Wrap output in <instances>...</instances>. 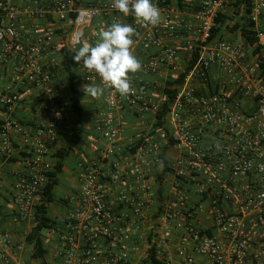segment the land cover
<instances>
[{
    "label": "built area",
    "instance_id": "built-area-1",
    "mask_svg": "<svg viewBox=\"0 0 264 264\" xmlns=\"http://www.w3.org/2000/svg\"><path fill=\"white\" fill-rule=\"evenodd\" d=\"M229 1L201 0L194 14L198 28L191 35V23L177 16L170 0H152L160 23L137 24L134 49L145 54L138 73L153 79L132 78L135 94L122 97L73 59L86 29H93L94 43L98 29L114 20L124 23L112 0H24L22 5L0 0V63L13 67V87L0 92V161L13 159L18 133L23 162L10 195L15 223L35 221L61 140L59 116L67 103L55 90L58 62L41 61L47 42L58 36L55 29H70L64 58L83 71L85 82L104 87L103 97L95 99H103L107 113L96 132L114 158L107 153L99 164L81 165L71 199L75 206L49 230L57 246L40 264H139L133 260L142 245L146 258L154 247L164 264H264V78L251 48L212 39L216 18ZM22 17H52L54 25L28 43L17 31ZM250 17L256 26L264 19V0H252ZM256 32L264 57V31ZM197 51L196 65L182 78ZM25 87L38 95L47 116L35 128L12 118L23 106ZM165 90L176 95L163 127L156 128ZM121 111L143 121L153 118L152 129L134 145L118 142L122 126L116 113ZM209 230L212 237L205 233ZM23 252L0 222V264H33Z\"/></svg>",
    "mask_w": 264,
    "mask_h": 264
},
{
    "label": "crops",
    "instance_id": "crops-1",
    "mask_svg": "<svg viewBox=\"0 0 264 264\" xmlns=\"http://www.w3.org/2000/svg\"><path fill=\"white\" fill-rule=\"evenodd\" d=\"M88 4L89 0H82ZM94 1V0H93ZM109 1V0H104ZM24 0H18L19 5H22ZM172 5L177 11L178 17H185L191 23L193 31L191 35L196 32L198 28V21L195 18V13L198 11V7L201 3V0H183L185 4L184 8H180L177 4V0H170ZM235 0H230L229 3L224 7L221 13L227 16L234 15V8L231 6ZM124 23L132 25L137 32L140 29L137 27V23L135 21V17L132 15L124 16ZM161 20V16H160ZM54 25V19L52 17L44 18V17H35V18H25L22 17L17 23V31L21 34L24 41L28 43H34L37 41L38 37L42 36L45 31H47L48 27H52ZM111 25V24H109ZM107 25V26H109ZM39 26L41 29H36L35 27ZM105 27V26H103ZM151 26L143 27L142 29H149ZM101 29V28H100ZM98 29V30H100ZM58 32L57 38L47 42L46 44V56L43 59L42 56V64L47 63L51 60H56L58 62V66L53 74L55 90L58 93L60 99L67 103L66 112L59 116V134H60V142L57 146L58 149L64 146L68 133L71 129L77 127V118L75 113L72 111L71 98L78 97L81 100V105L85 111L84 117V129L85 133L79 145V150L75 154L71 155L69 159L66 161L65 168L63 173L59 176L61 177L63 174H66V177L69 179H74L73 183V191L66 197L55 202L51 206L50 215L55 219H60L70 213L75 203L71 201V199L76 195L79 185V175L81 173V165H90V164H99L101 161V157H105L110 154L109 160L112 161L114 155L111 151L105 150L106 145L101 136L96 132V123L103 118V115L106 114V106L103 99H95L91 96H85L84 91L82 90V86L87 83L81 78L80 80L75 82L76 92L71 90V86L69 85L68 74L62 69V62L64 59L63 53L66 52L67 48L64 47L66 42L64 41V36L68 34L70 29H55ZM255 30H263L264 31V19L261 20L257 26H255ZM93 29H90V32L87 33V37L82 41L81 45L84 42L91 43L90 38L92 37ZM224 40L231 43L235 46H240L246 49L247 51H251V49L247 46V43L238 33H230L228 31H224ZM79 46V47H80ZM180 52L182 55V63L185 66L187 56H188V43L186 39H183L179 44ZM79 49V48H78ZM135 55L141 60L145 54L141 49H134ZM13 77V67L12 65H4L0 63V92L4 91L8 87H13L12 82ZM133 79L143 78L145 80H152L153 77L147 76L144 74L136 73L132 76ZM97 85V84H95ZM23 95V106L13 113L12 118L18 120L23 125H29L32 128L38 126L40 122H42L47 116H45L41 110V102L39 101L38 95L30 88H21L20 89ZM103 97V96H101ZM116 116L121 123L122 133L118 138V142L120 145L127 146L129 144H136L139 135L146 133L152 129L153 126V118L145 119L144 121L136 114H133L130 111H121L117 112ZM4 117L0 115V123H2ZM16 147L18 148L13 155V159L7 162L0 161V222L2 228L5 232L11 234L14 241L24 247V252L22 254V258L26 262H31L33 264H40L43 262V259H32V250L30 245L26 241V236L33 230L36 225L35 221H27L21 223H15L12 215V201L10 198L11 191L13 188V184L15 181V173L22 169L23 162L20 158L21 147L18 145L21 140V136L18 133H14ZM162 139V136L161 138ZM109 153V154H107ZM100 160V161H99ZM52 162L55 164L56 159L52 158ZM60 185V183H59ZM58 185V186H59ZM57 186V187H58ZM56 187V188H57ZM56 202H58L56 204ZM63 208V214H59L58 208ZM57 240V239H56ZM47 241L45 240V243ZM142 247L141 254L137 255L133 261L136 263L139 262L141 264L142 261L146 259V247L144 245ZM47 249V246H46ZM48 250V249H47ZM49 250L47 256L49 255ZM199 262L205 261L204 258H198Z\"/></svg>",
    "mask_w": 264,
    "mask_h": 264
},
{
    "label": "trees",
    "instance_id": "trees-1",
    "mask_svg": "<svg viewBox=\"0 0 264 264\" xmlns=\"http://www.w3.org/2000/svg\"><path fill=\"white\" fill-rule=\"evenodd\" d=\"M177 4L180 8H184L185 4L183 0H177ZM234 8V15L227 16L223 13H219L216 18V27L213 30L212 39L224 40V31L230 33H238L247 46L252 49L253 55L258 57V65L261 69L262 77L264 78V57L261 53L262 48L258 45V39L256 37L255 22L251 19L250 15L252 13V0H235L231 5ZM66 37V36H64ZM200 57L199 52H195L189 61L185 72L182 74V78L185 74L189 73L193 67L196 65ZM62 69L68 74L69 85L71 90L76 92L75 82L83 78V71H80L72 59L68 55L64 58L62 62ZM180 81V80H179ZM178 81V82H179ZM165 100L163 104V109L157 115V127H163V119L167 115L170 106L175 99V92L170 90H165ZM72 111L75 113L77 118V127L71 129L68 133L67 140L62 146V148L55 151L53 158L56 159L54 169L50 174V180L45 187L44 191V201L38 208L36 213V219L33 230L26 236V241L29 245L33 246V259H44L48 253L46 249V243L43 232L45 230H51L55 227L56 220L50 215V210L52 204L55 202V190L60 183L59 176L63 173L66 161L69 157L79 150L80 142L85 133L84 129V117L85 111L81 105V100L78 97L71 98ZM156 133V132H153ZM208 236H213L211 231L205 232ZM145 264H164L161 259L156 255V249L152 247L149 250V256L144 260Z\"/></svg>",
    "mask_w": 264,
    "mask_h": 264
},
{
    "label": "clouds",
    "instance_id": "clouds-1",
    "mask_svg": "<svg viewBox=\"0 0 264 264\" xmlns=\"http://www.w3.org/2000/svg\"><path fill=\"white\" fill-rule=\"evenodd\" d=\"M112 7L124 16H134L139 25L160 23V10L152 0H112ZM139 35L132 25L114 20L96 33L94 43L84 42L75 50L73 59L88 72L97 74L105 87L127 97L135 94L132 76L142 70V62L134 52ZM82 90L85 96L93 98L104 94V87L93 83L83 85Z\"/></svg>",
    "mask_w": 264,
    "mask_h": 264
},
{
    "label": "rangeland",
    "instance_id": "rangeland-1",
    "mask_svg": "<svg viewBox=\"0 0 264 264\" xmlns=\"http://www.w3.org/2000/svg\"><path fill=\"white\" fill-rule=\"evenodd\" d=\"M86 32L89 33L90 29H86ZM75 182L74 179H68L66 177V174H63V176L61 177L60 180V185L56 188L55 190V197L57 201H60V199L66 197L67 195H69L70 193H72L73 191V183ZM58 202H56L57 204ZM59 211V214H63V208H58L57 209ZM44 234V238L47 241L46 242V246L47 249L49 250V253H51L52 251H54L56 249L57 243H56V236L52 235L49 230H45L43 232ZM49 255L47 256V259H49ZM142 264H145L144 262H142Z\"/></svg>",
    "mask_w": 264,
    "mask_h": 264
}]
</instances>
